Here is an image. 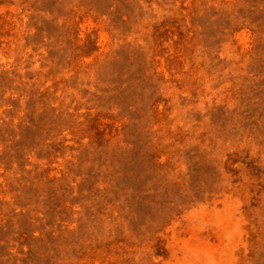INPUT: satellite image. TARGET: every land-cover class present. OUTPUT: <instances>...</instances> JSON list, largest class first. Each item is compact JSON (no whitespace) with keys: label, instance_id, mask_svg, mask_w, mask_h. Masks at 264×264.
<instances>
[{"label":"rangeland","instance_id":"rangeland-1","mask_svg":"<svg viewBox=\"0 0 264 264\" xmlns=\"http://www.w3.org/2000/svg\"><path fill=\"white\" fill-rule=\"evenodd\" d=\"M0 264H264V0H0Z\"/></svg>","mask_w":264,"mask_h":264}]
</instances>
